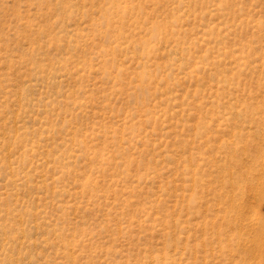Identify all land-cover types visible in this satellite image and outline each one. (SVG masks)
Returning <instances> with one entry per match:
<instances>
[{"label":"rangeland","instance_id":"374dc122","mask_svg":"<svg viewBox=\"0 0 264 264\" xmlns=\"http://www.w3.org/2000/svg\"><path fill=\"white\" fill-rule=\"evenodd\" d=\"M264 0H0V264H264Z\"/></svg>","mask_w":264,"mask_h":264},{"label":"bare ground","instance_id":"6f19581e","mask_svg":"<svg viewBox=\"0 0 264 264\" xmlns=\"http://www.w3.org/2000/svg\"><path fill=\"white\" fill-rule=\"evenodd\" d=\"M264 231V230H263Z\"/></svg>","mask_w":264,"mask_h":264}]
</instances>
